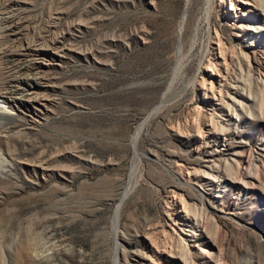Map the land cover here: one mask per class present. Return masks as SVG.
Returning <instances> with one entry per match:
<instances>
[{
    "label": "rangeland",
    "instance_id": "obj_1",
    "mask_svg": "<svg viewBox=\"0 0 264 264\" xmlns=\"http://www.w3.org/2000/svg\"><path fill=\"white\" fill-rule=\"evenodd\" d=\"M207 1L0 0L44 48L0 127V264H264V28Z\"/></svg>",
    "mask_w": 264,
    "mask_h": 264
},
{
    "label": "bare ground",
    "instance_id": "obj_2",
    "mask_svg": "<svg viewBox=\"0 0 264 264\" xmlns=\"http://www.w3.org/2000/svg\"><path fill=\"white\" fill-rule=\"evenodd\" d=\"M254 1L255 0H221V3L224 5L225 16L229 18V20H232V24H236L235 21H237L238 24H236V26L240 28L241 31L244 32V34L247 30L254 31L264 28V13L262 11H258L257 7L254 6ZM213 3L214 0H208L206 8H204L207 14V19H209L210 17V11ZM241 15L245 16V18H249V20H252L253 23L251 25H248L247 23L242 22L243 19L238 18ZM18 28L19 22L15 18L13 11L8 10L0 15V61H2L3 68L9 76L4 84L5 94L0 95V127H2L3 123H6L4 120L6 114L12 113L16 109L21 108L30 110L32 106L29 104V102L31 100H37L33 95L35 91L33 90V88H36L38 86V79L40 77L39 66H29L27 62L31 59H34V57H41L43 55L42 50L44 48L42 47L43 45L40 44L33 50V47L29 44L28 41H24V43L23 41L15 42L14 40L16 39L12 38L11 35L16 33ZM53 43L55 47H61L59 45V41H53ZM21 48L26 51L24 54H21L22 52H19ZM218 58L222 59L224 62L226 60L225 55L222 56L221 53L217 54L216 52V54L214 55V60H217ZM205 68L208 72L207 76L210 78L211 85H213V83L215 82V86L220 90L224 78L222 75L220 77L215 76L217 74L215 63L211 62ZM24 74H26L27 76L22 77V75ZM218 93V95H221L220 92ZM239 97L244 98L242 94ZM216 98L217 97L215 96V102L213 103V106L216 103ZM236 101L235 102L237 105L241 106L243 104L242 100L240 99ZM218 191L219 185L216 187L215 192L218 193ZM180 219L188 220L186 219V213L181 215Z\"/></svg>",
    "mask_w": 264,
    "mask_h": 264
}]
</instances>
